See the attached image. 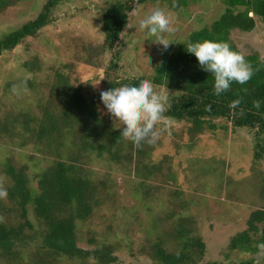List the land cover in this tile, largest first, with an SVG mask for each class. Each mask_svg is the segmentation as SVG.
Listing matches in <instances>:
<instances>
[{"label": "trees", "instance_id": "16d2710c", "mask_svg": "<svg viewBox=\"0 0 264 264\" xmlns=\"http://www.w3.org/2000/svg\"><path fill=\"white\" fill-rule=\"evenodd\" d=\"M21 1L0 0V14ZM65 1L69 0H46L32 19L3 33L0 57L18 46L38 48L40 33L54 22L52 10ZM144 1L104 0L98 5L95 15L103 38L98 47L82 35L73 36L56 50L66 60L45 63L37 52L23 62L25 76L15 82L20 90L14 93L18 100L9 98V107L0 113V143L8 147L5 160L0 161V187L8 191L6 198H0V264H115L119 260L116 251L121 248L149 259L151 264H199L203 260L206 246L196 218L186 211L187 202L177 197L183 190L177 184L171 159L164 156L156 163L151 158L161 138L141 147L125 140L119 121L100 99L101 91L118 82H134V77L111 73L118 70L115 60L120 41L129 34V16ZM163 1L169 9L181 12L198 0ZM221 3L224 9L218 18L192 31L184 41L173 40L162 49L152 76L135 78L152 79L158 90L170 91L171 108L166 115L172 124L185 127L184 132H172L175 147L181 148L178 143L185 136V149L191 150L205 132L220 129L226 133L231 126L252 135L253 162L259 164L264 160V59L256 52L243 54L253 68L251 79L243 85L233 82L228 91L217 96L213 76L186 50L189 42L215 40L227 42L241 53L230 37L232 32H249L258 20L264 26V0ZM107 57L109 62L99 73L105 75L103 81L89 94L76 71L80 65L96 67ZM6 88L11 91L12 84L8 82ZM6 90L4 97L10 95ZM28 93L32 101L26 107L22 104L28 103ZM235 99L241 103L230 109L229 103ZM13 148H29L33 153L27 155L37 168L32 177L28 165L15 158ZM97 158L137 181L131 188L138 197L133 203L118 198L122 195L113 190L109 177L95 175L91 162ZM161 170L166 171L159 178L162 183L152 185L157 179L154 175ZM204 172L216 173L218 182L225 177V171L219 172L216 166H208ZM253 176L255 195L264 201V180ZM169 187H174L175 198H166L170 211L161 217L156 206L164 205V199L153 198V192L163 189L167 193ZM142 208L149 212L145 218L140 213ZM104 209L109 215H104ZM108 220L116 221V226ZM91 221H96L95 228L106 222L100 237L89 228ZM83 237L87 244H95L92 249L81 248ZM224 249V256L261 252L259 262L251 257L237 264H264V204L249 212L245 227L228 238ZM204 264L223 263L209 260Z\"/></svg>", "mask_w": 264, "mask_h": 264}, {"label": "rangeland", "instance_id": "374dc122", "mask_svg": "<svg viewBox=\"0 0 264 264\" xmlns=\"http://www.w3.org/2000/svg\"><path fill=\"white\" fill-rule=\"evenodd\" d=\"M45 1L23 0L6 9L0 14V36L32 19ZM103 2L104 0H69L61 3L52 10L54 22L40 33L39 39H41L38 41V48L35 45L32 49L27 50L24 46H18L12 53H4L0 57V113H3L9 107V98H15L14 93L20 92L18 84L15 82L19 76H25L22 64L33 53L38 52L43 56L45 63H50L55 59L66 60V57L60 56L56 50L64 47L67 40L73 36L82 35L91 40L95 47L102 44L103 38L98 33L95 13L98 12V5ZM154 7H160L169 13L173 19L175 31L164 34L165 38L170 41H184L192 31L209 25L218 18L224 9L221 0L191 2L181 12L169 9L167 3L163 0L144 1L129 16L131 23L129 34L125 37V33L122 41H120L118 58L115 60L118 64V70L111 74L139 77L152 76L155 73V66L160 60L163 46L155 43V37L146 35L138 26V20L143 14ZM230 37L242 54L247 55L256 52L260 58L264 59V26L259 20L253 30L249 32L233 31ZM47 42L48 44L45 45ZM108 60L109 57L105 58L96 67L80 65L79 70L76 71V74L80 75L83 80L89 94H92L98 88L94 87L92 83L105 76L99 73L105 64H108ZM102 81L103 79L100 84ZM8 82L12 84L11 91L10 88H6ZM6 89L10 91V95L4 97V93L8 94ZM160 90L166 89L160 88ZM168 92L170 94V91ZM26 97L29 98L28 103L26 104L25 101L22 105L27 107L32 98L29 93ZM157 127L161 128V125ZM184 129L185 127L180 123H171L164 130L165 133L160 134L161 144L156 147L151 158L156 163L160 162V159L164 156L171 159V167L173 173H176L177 184L183 190L177 197L183 199L182 202H187L186 211L196 218L199 235L206 246L204 258L199 264H204L209 260H216L223 264H237L241 260L251 257L259 262L262 256L261 252L255 255L232 252L228 256H224L222 253L223 250V252H226L224 247L228 238L245 227L249 212L264 204V201L255 195L256 192H254L251 185V182H254V174L264 180V160L259 164L253 162L252 135L248 134V131L243 132L241 129L234 130L231 126L228 127L226 133L220 129L218 131H207L197 139L194 148L187 150L185 149L187 137L184 136L181 142L178 143L181 148L175 147L173 142L174 135L172 132H184ZM7 148V146L0 143V161L5 160ZM13 152L16 159L18 158V160L20 159L28 165V173L32 177L37 168L32 165L27 157V155L33 154L30 149L13 148ZM23 156L24 158H22ZM213 160L219 163L213 165ZM91 166L98 177H109L108 179L113 182V190L117 192L118 196L122 195V197L117 196L120 200H125L128 204H131L134 202L133 198H138L134 196L131 189L137 183L131 174L117 168V166H109L108 162L98 158L91 162ZM208 166H216L219 172L221 170L225 171V177L221 182H218L220 179H218L216 173L204 172ZM164 174H166L165 170L155 174L154 176L157 177L156 183L153 181L151 184H161L163 180L159 178H162ZM228 178L232 180L229 181L230 183ZM235 181H239V183ZM32 185H35V181L32 182ZM172 190H174V187H169L167 193L163 189L162 191L155 190L153 192V198H158L160 201L164 199V205L156 206V212L161 217H164L166 212L170 211L168 209L170 204L166 198H175ZM103 213L109 215L110 212L108 210L106 212L104 209ZM140 213L143 218L149 215V212L143 208ZM97 219L96 221H98ZM96 221H91L89 228L95 229V235L99 234L100 237L101 230L105 227L106 222L103 223L104 225L95 228ZM107 222L116 226L114 220H108ZM109 235L112 236L110 233ZM79 236L82 237L80 234ZM79 245L81 248L92 249L95 244H87L83 237ZM116 255L119 260L115 264H151L149 259L135 256V254L132 255L123 248L118 249Z\"/></svg>", "mask_w": 264, "mask_h": 264}, {"label": "clouds", "instance_id": "9594fccd", "mask_svg": "<svg viewBox=\"0 0 264 264\" xmlns=\"http://www.w3.org/2000/svg\"><path fill=\"white\" fill-rule=\"evenodd\" d=\"M139 29L146 35L155 37L167 49L172 43L166 39L165 33H173L171 15L160 7H154L138 20ZM187 52L194 55L199 66L213 76L214 94L220 96L229 90L232 83L246 84L253 75V68L244 55L234 50L227 42L203 40L189 42ZM101 77L92 83L98 87ZM132 83H120L100 92V99L107 112L119 121V131L125 140L135 146L143 143H155L160 133L172 123L166 115L171 108L168 90H158L152 79L133 78ZM241 101L235 99L229 103L230 109H236ZM259 107V102H256ZM161 125V128L157 126ZM8 191L0 187V198H6Z\"/></svg>", "mask_w": 264, "mask_h": 264}]
</instances>
